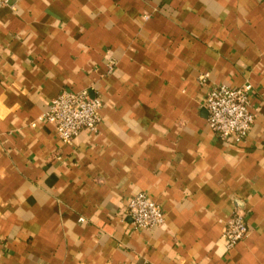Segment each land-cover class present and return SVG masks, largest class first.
<instances>
[{
    "label": "crops",
    "instance_id": "crops-1",
    "mask_svg": "<svg viewBox=\"0 0 264 264\" xmlns=\"http://www.w3.org/2000/svg\"><path fill=\"white\" fill-rule=\"evenodd\" d=\"M246 82L254 126L222 140L205 90ZM64 89L103 102L71 144L42 118ZM139 192L164 224L135 226ZM0 264H264V0H6Z\"/></svg>",
    "mask_w": 264,
    "mask_h": 264
},
{
    "label": "built area",
    "instance_id": "built-area-1",
    "mask_svg": "<svg viewBox=\"0 0 264 264\" xmlns=\"http://www.w3.org/2000/svg\"><path fill=\"white\" fill-rule=\"evenodd\" d=\"M5 3L6 0H0V7ZM208 77V73L201 75V84L205 85ZM252 89V84L246 82L238 87L221 83L205 90L203 106L208 111V124L220 139L240 142L249 135L255 123ZM102 106L101 98L91 96L85 89H64L50 100L42 118L53 124L63 143L71 144L81 132L99 130ZM125 210L137 228H156L165 222V212L161 205L145 192L134 194L128 200ZM247 234L246 213L244 210L236 211L224 224L222 237L227 247L235 246Z\"/></svg>",
    "mask_w": 264,
    "mask_h": 264
}]
</instances>
